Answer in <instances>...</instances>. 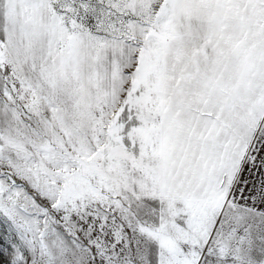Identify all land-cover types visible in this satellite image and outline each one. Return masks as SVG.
<instances>
[{
    "label": "snow or ice",
    "instance_id": "6c2138e0",
    "mask_svg": "<svg viewBox=\"0 0 264 264\" xmlns=\"http://www.w3.org/2000/svg\"><path fill=\"white\" fill-rule=\"evenodd\" d=\"M0 264H264V0H0Z\"/></svg>",
    "mask_w": 264,
    "mask_h": 264
},
{
    "label": "rangeland",
    "instance_id": "374dc122",
    "mask_svg": "<svg viewBox=\"0 0 264 264\" xmlns=\"http://www.w3.org/2000/svg\"><path fill=\"white\" fill-rule=\"evenodd\" d=\"M4 225L0 224V232H3Z\"/></svg>",
    "mask_w": 264,
    "mask_h": 264
}]
</instances>
